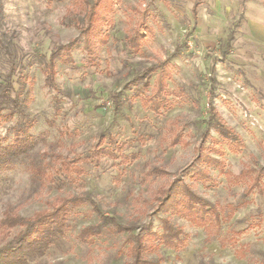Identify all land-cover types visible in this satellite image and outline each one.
Returning <instances> with one entry per match:
<instances>
[{
	"label": "rangeland",
	"instance_id": "rangeland-1",
	"mask_svg": "<svg viewBox=\"0 0 264 264\" xmlns=\"http://www.w3.org/2000/svg\"><path fill=\"white\" fill-rule=\"evenodd\" d=\"M196 1L113 0V22L105 28L108 39L97 64H87L79 42L71 62H56V91L44 84L41 64L53 48L78 36L71 21L77 3L0 0V40L7 46L0 44V81L15 63L13 86L35 118L29 131L37 139L0 169V220L5 213L31 217L61 198L83 199L70 212L65 234L26 264H124L132 239L127 231L104 230L87 241L79 237L82 228L100 221V214L133 226L145 244L144 257L162 263L264 264V189L244 196V180L213 167L211 182L185 175L194 147L211 143L201 139L211 104L245 141L239 153L222 142L214 145L224 150L225 170L237 174L245 165H264V4L198 0L194 17ZM136 10L146 11L152 28L150 34L141 30L139 54L125 41ZM159 60L172 72L166 89L171 106L154 113L138 96L131 97L134 89L126 84ZM114 91L122 99L117 111L110 98ZM16 118L0 122L3 144L12 141L9 126ZM174 133L188 144L171 145ZM176 175L218 204L219 224L200 223L183 209H156L157 196ZM163 216L183 230L176 247L159 241ZM21 229L0 224V246Z\"/></svg>",
	"mask_w": 264,
	"mask_h": 264
},
{
	"label": "trees",
	"instance_id": "trees-1",
	"mask_svg": "<svg viewBox=\"0 0 264 264\" xmlns=\"http://www.w3.org/2000/svg\"><path fill=\"white\" fill-rule=\"evenodd\" d=\"M262 1L264 4V0ZM75 2L78 13H75L76 15L71 21L79 31L78 36L53 48L48 60L41 64L44 84L56 91L58 90L55 82L56 62H71L73 60L72 50L80 42L81 48L86 54L87 64L96 65L99 48L108 39L105 28L113 22L115 11L113 0H75ZM198 3L197 0L193 4L194 17ZM136 17V23L126 32L125 41L131 52L139 54L142 52L144 40L141 30L143 29L146 34H150L152 28L146 23V11L136 10ZM0 44H3L5 49L7 48L3 40H0ZM14 70L15 63H11L0 81V122H8L14 117H18L14 124L9 126V130L13 134L12 141L3 144V138H0V169L14 163L37 141L29 131L35 123V118L28 115L13 86L12 73ZM171 76L172 72L167 62L159 60L146 66L141 73L133 76L127 82L126 87L134 89L131 97L138 96L145 107L154 113H159L171 106V100L166 94L167 81L171 79ZM147 91H149L148 94H146ZM110 98L114 109L119 110L122 103L119 92H112ZM211 130L216 136L211 135ZM201 139H209L211 143L208 146L200 143L194 147L193 160L185 168L187 177L203 183L211 182L214 180L211 174L213 167L217 168L218 173L230 176L233 180H244V196H248L254 191L263 192L264 165L257 167L245 165L237 174L225 170L224 160L221 158L224 150L220 146L214 145L222 142L228 151L239 153L243 151L245 141L236 129L226 122L213 104L208 108L206 126ZM177 143L188 144V141L181 139L179 133H174L170 138V144L176 145ZM207 147L210 148L206 149ZM210 151L216 152L219 156L212 155ZM184 178L179 175L172 178L162 190L163 194L157 196L156 209L163 213L183 209L200 223L209 219L210 223L219 224L221 214L218 204L212 203L195 193ZM82 201L83 199L78 197L61 198L50 210L38 211L31 217L5 213L0 220L2 226L19 225L22 226V229L10 241L0 246V264H26L33 256L43 253L50 244L65 234L70 212ZM94 208L96 209V207ZM159 220L161 224L159 241L167 247H176V243L180 241L183 234L182 228L172 224L167 216L160 217ZM133 229V226L122 224L113 216L100 214V221L97 224L82 228L79 237L81 240L87 241L92 236L100 235L104 230L112 233L127 231L132 235V239L128 245L130 259L124 264H166L156 258L144 257L145 244L142 236L133 234Z\"/></svg>",
	"mask_w": 264,
	"mask_h": 264
}]
</instances>
